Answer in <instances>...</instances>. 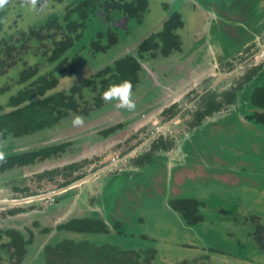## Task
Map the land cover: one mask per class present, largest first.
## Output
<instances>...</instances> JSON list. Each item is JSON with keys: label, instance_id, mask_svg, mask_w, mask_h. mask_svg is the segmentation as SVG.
Returning <instances> with one entry per match:
<instances>
[{"label": "rangeland", "instance_id": "rangeland-1", "mask_svg": "<svg viewBox=\"0 0 264 264\" xmlns=\"http://www.w3.org/2000/svg\"><path fill=\"white\" fill-rule=\"evenodd\" d=\"M72 1L46 0L38 3L36 10L22 2L12 3L7 10L9 21L28 28L51 14L63 13ZM218 1L220 4L234 3L230 0ZM218 1L148 0V9L141 21L129 20L126 28L119 27L117 43L95 55L89 53V56H84L82 65L73 76L59 79L60 86L69 87L87 81L98 68L129 52H137L138 44L158 31L172 14L177 13L184 24L177 29L182 40V52L167 59H162L159 54L153 60L148 57L143 71H139L140 81L132 90L136 104L134 111L117 108L116 102H104L101 108L90 110L83 116L85 123L82 127L72 126L71 121L76 114L71 113L55 128L5 142L3 151L28 150L61 142L72 145L64 155L55 159L0 173V196L23 197L19 189L25 188L37 193L55 190L61 187L66 177H82L123 157L168 119L164 109L173 105L180 109L202 92L208 81L214 78L204 75L213 73V68L209 67H214L212 62L224 51V41L220 37V41L210 39V22L214 19V26L221 25L219 29L226 31L232 39H237L241 32L236 28L235 21L243 14L237 11L228 13ZM211 4L214 7L209 10L202 8ZM262 6L263 3H260L257 9ZM215 10L228 20L226 24ZM257 36V43L264 42V29ZM223 38L227 39L225 35ZM237 42L231 43L228 39L225 45ZM241 51L245 53L243 49ZM244 53L234 56L232 64L244 59ZM197 58L200 59L198 63L195 62ZM187 60L193 65L190 69L185 67ZM263 61L264 53L249 59L247 65L251 67ZM244 67L240 72L245 70ZM187 71L190 73L187 74ZM7 101L8 96L0 95V104ZM85 107L89 105L82 101L81 110ZM194 107L192 103L160 134L169 144V149L158 150L150 159L144 158L142 168L130 170L135 168L133 161L136 155L148 152L151 142L81 187L17 207L0 206V230L16 228L25 238L30 236L29 230L33 232V241L21 264L42 263L41 250L48 241L69 238L102 243L108 240L99 234L56 229L58 224L69 219V214L79 206L78 203L83 206L90 203L87 193L94 187L96 193L91 197L95 199L97 210L103 215L111 214L109 220L120 219L125 227L138 232L133 239L124 241L127 246L136 248L142 244L154 247V264H175L182 260L191 264H264V249L253 235L258 228L254 219L259 217L264 224V140L255 132L253 125L219 120L222 115L211 116L199 126L188 128L190 117L187 111ZM107 129L115 131L103 135ZM194 139L197 141L194 142ZM158 155L162 157L160 162ZM70 164H77L78 167L70 172L65 169ZM51 170H58V173L49 178L45 172ZM41 174L43 178L38 177ZM168 190L170 195L165 196ZM171 197L195 198L203 202L199 207L203 219L191 226L186 225L180 213L168 203ZM51 202L54 204L48 212L45 208ZM13 208L18 209L17 215L8 214L7 211ZM73 215H79V212L75 210ZM44 228L48 231L42 232ZM139 234L148 236L150 240L141 242Z\"/></svg>", "mask_w": 264, "mask_h": 264}, {"label": "trees", "instance_id": "trees-1", "mask_svg": "<svg viewBox=\"0 0 264 264\" xmlns=\"http://www.w3.org/2000/svg\"><path fill=\"white\" fill-rule=\"evenodd\" d=\"M19 2L22 0H9L8 5L0 9V95L8 96L7 103L0 104V133H3L0 139L5 142L55 128L71 113L86 116L90 110L101 108L104 104L100 98L101 93L110 84L129 80L134 89L139 83V71L142 70L140 59L144 52H151L155 56L158 51L163 55L182 51V41L177 29L184 24L180 16L174 13L158 31L152 32L139 43L140 55H122L98 68L87 81L63 87L59 85V79L73 76L82 65L84 56L105 51L118 42L119 27L114 25L117 19L126 16L129 20L141 21L148 9V0H73L66 5L63 13L51 14L28 28L9 21L7 10L10 4ZM237 4H242V1L239 0ZM101 12L103 16L100 15ZM258 68L260 67L250 73H255ZM257 77L255 80L252 78L251 85L244 93V100L249 105L243 111L244 121L241 118L239 120L243 124L251 123L255 132L264 140V69ZM249 78L250 76H245L248 81ZM233 94L229 91H214L203 95L194 109L187 111L190 117L187 127L199 126L206 117L215 115L224 103L233 100ZM82 101L89 107L81 110ZM177 111V107L173 105L163 113L169 118ZM112 132L113 129H107L103 131V135ZM195 140L197 141H193L196 142ZM71 145L70 142H61L28 150L5 151L7 163L0 165V173L55 159L64 155ZM161 149H169V144L160 136L151 141L149 151L141 157L150 159L154 157L153 153ZM158 161H162L161 156H158ZM77 167V164H70L65 169L71 172ZM55 173L58 170L45 172L49 178ZM43 176L38 175L39 178ZM77 176L66 177L61 186L79 178ZM19 191L27 195L37 193L29 192L28 188ZM202 203L195 198L184 197H174L170 201L173 210L179 212L184 223L190 226L203 219V215L199 213ZM7 212L11 215L15 210ZM254 220L258 228L253 235L261 249H264V224L259 217ZM110 224L98 214L84 218L71 217L58 224L57 230L99 234L108 240L102 243L69 238L48 241L41 250L44 260L39 264H154V247L141 244L135 248L124 243L138 235L136 230L125 227L120 219L111 220ZM47 231L46 228L42 229V232ZM29 233L30 236L25 238L16 228L0 230V264H21L33 241V232L29 230ZM139 235L141 242L150 240L144 234ZM175 264L191 263L182 260Z\"/></svg>", "mask_w": 264, "mask_h": 264}, {"label": "flooded vegetation", "instance_id": "flooded-vegetation-1", "mask_svg": "<svg viewBox=\"0 0 264 264\" xmlns=\"http://www.w3.org/2000/svg\"><path fill=\"white\" fill-rule=\"evenodd\" d=\"M216 1H218V0H216ZM230 1L234 2V3L228 5V3L226 1H225L226 3H223V4H220V2L218 1V4L220 5V7H225V9H227L228 13L237 11V12L243 14V17H240V19H237V21H235L236 24L238 25V26H236V28H239L241 31L239 33V37L237 39L229 38L226 34V31H224L223 29L222 30L219 29L221 27V25L218 27L214 26L215 21H213L214 19H212V21H211L212 23L210 22V26H209V29L212 30V31L210 30V32H212L210 39L213 41H220V40L222 42L224 41L222 44L224 51H222V54L220 57L218 56V59H214V61L212 62V66H214V67H209L211 69L213 68V73H210L209 75L208 74L204 75L205 77H213L214 76V78L211 79L210 81H208V83L206 84V87L203 89L202 92L197 93L196 96H194L189 101L188 104H186L183 107H181L180 109H178V111L173 116H175L179 111H183L187 105L191 106L193 103L196 106L197 101L203 95H205L209 92H214V91L215 92H221V93L222 92L228 93V91H229L230 93H234L233 94V100L228 102L227 104L224 103L221 110L219 112H217V113H220L223 117V118H220L219 120L225 121L227 119L229 121L232 120L233 122L240 121L239 118H241V116H243V111H245V109H247V105H249V102L244 100V96H245L244 93L246 92L247 88L251 85V81L253 80L252 78H254V80H255L256 77L258 76V73H261V71L264 69V61L260 62L258 65H253L251 67H249L247 65L249 63L248 62L249 59H252L254 56H256V57L262 56V54L264 53V42L263 41L260 43L256 42V38H258L257 35L258 34L260 35L262 30L264 29V0H241L242 4H237L239 2V0H234V1L230 0ZM260 3H263V6L260 9H257V6ZM210 7L213 8L214 6L212 4L210 6L203 5L202 8L209 10ZM235 7H236V9H235ZM215 12H216V14H218V16H220L216 10H215ZM220 18L223 20V23H225V24L228 21L224 16H220ZM252 20H253V22H252ZM128 22H129V19L127 20V23ZM127 23L125 25L126 27H127ZM211 27H213V28H211ZM224 35L226 36L227 39L223 38ZM219 37H220V40H219ZM228 39L231 43L237 42V41L238 42L235 44H230L229 45L230 47H229V46L225 45V41L228 42ZM259 39H262V38L260 37ZM182 49H183V45H182ZM242 49L245 51V53L243 51H241ZM180 52H182V51H180ZM180 52L174 51V52L169 53L168 55H163L162 53H160L158 51V52H156L155 55L159 54V56L162 57V59H167L170 56H172L173 54H178ZM240 52L245 54L244 55L245 58L242 59L239 63L233 65L232 64L233 57L238 55V53H240ZM129 53L135 54L136 56L140 55L138 53V50H137V52L135 51V53H133V52H129ZM141 57H142V59H140V61H141V66H142V71H143V67L147 63L146 59H148V57H150L152 59H149V60H153V58H155L156 56H153L151 52H144L141 55ZM199 60L200 59L197 58V59H195V62L198 63ZM186 63H188V64L185 67H187L188 69H190L193 66L192 63H189V60H187ZM197 63H195V64H197ZM213 63L215 65H213ZM243 67L245 70L240 72V70ZM257 67H260V68H258V71H255V73H250L253 69H255ZM183 71H185V70L183 69ZM189 73H190V71H187V74H189ZM246 75L250 76L249 81L245 79ZM201 79H203V77H201ZM139 81H140V79H139ZM190 106L186 107V109L182 112V114L188 108H190ZM170 107L171 106H169L167 108H170ZM163 111H165V109ZM217 113H215V114H217ZM173 116H171V117H173ZM171 117H169L166 121H168ZM221 122H223V121H221ZM114 131H115V129H113V132ZM160 134H158L156 136V138L160 137L161 136ZM155 154H157V153L155 152ZM142 155H144V154L140 153V154L136 155V158L134 157L135 159L133 161V166H135V168H131L130 170H137L138 167L142 168V165H143L142 163L144 162V158L142 159V157H141ZM158 156H161V155H158ZM191 164H193V163H191ZM105 165H107V164H105ZM105 165H103L102 167H98L95 170H91V172H88V173H93V172L99 170L100 168H103ZM118 172H123V171H118ZM88 173H86V174H88ZM101 173H99V174L97 173L94 178H96ZM95 189L96 188L94 187L93 190H88L87 196L89 195L88 196L89 197L88 202L90 201V203H88L85 206H83L81 204V202L78 203L79 206L76 208H73L72 213L69 214L70 215L69 218H71V217L84 218V217H88V216L95 215V214H98L99 216L102 217L101 212L97 210L98 209L96 206L97 204L94 202L95 199L91 197V196L95 195V193H96ZM42 193H44V192H42ZM169 193L170 192L168 190V193L165 196L170 195ZM36 194H39V193H35V194H31V195H36ZM23 196H28V195L23 194ZM4 198L5 197L0 196V199H4ZM173 198L174 197L169 198V200H168L169 204H170L171 199H173ZM53 204H54V202H51L48 206H46L45 209H47L48 212H51ZM21 205H23V204H21ZM0 206H2V207L7 206V208L17 207V206H9V205L2 204V203H0ZM13 209L15 210V212H13L14 213L13 215H17L16 213L18 212V209H16V208H13ZM75 210H76V212L77 211L79 212V215H73ZM88 210H89V212H87ZM23 211L24 210L21 209V214H23ZM44 211H46V210H44ZM66 211L67 210H64L63 212H66ZM107 216H108V218L111 219V214H107Z\"/></svg>", "mask_w": 264, "mask_h": 264}, {"label": "water", "instance_id": "water-1", "mask_svg": "<svg viewBox=\"0 0 264 264\" xmlns=\"http://www.w3.org/2000/svg\"><path fill=\"white\" fill-rule=\"evenodd\" d=\"M44 1L46 0H41L42 4ZM100 15L102 16V12L100 13ZM128 18L126 16H123L119 19H117L114 23V25L121 27V28H126V23H127ZM190 105H187L186 107H189ZM186 107L184 108V110L186 109ZM183 110V111H184ZM183 111H179L175 116L171 117L168 121H166L165 123H163L162 125H160L148 138H146L144 141H142L139 145L135 146L133 149H131L128 153H126L123 157L121 158H117L115 160L110 161L107 165H105L103 168H100L99 170L93 172V173H88L78 179H75L73 181H71L70 183L63 185L55 190H51V191H47L44 193H39L36 195H28V196H23V197H18V198H4V199H0V203L2 204H6L9 206H19L21 204H29L32 202H37L39 200H43L49 197H54L56 195L62 194L66 191H69L70 189L74 188V187H81L83 184H86L89 180L94 179L95 175L98 173H101L113 166H115L117 163H119L121 160H124L126 158H128L129 156L136 154L137 152H139V150L141 148H143L147 143L153 141L156 136L160 133H163L166 129H168L172 123H174L182 114ZM216 115H221L220 113H217L215 115H213L212 117L216 116ZM208 118H211V116L206 117L203 122L205 120H207ZM241 120L244 121L243 116H241ZM169 169L171 168L170 166L168 167ZM103 219L105 220V222L109 225L110 224V220L107 216V213L105 215H103L101 213Z\"/></svg>", "mask_w": 264, "mask_h": 264}, {"label": "clouds", "instance_id": "clouds-1", "mask_svg": "<svg viewBox=\"0 0 264 264\" xmlns=\"http://www.w3.org/2000/svg\"><path fill=\"white\" fill-rule=\"evenodd\" d=\"M41 0H22L25 6H29L31 9L36 10L38 3ZM9 0H0V9L5 8L8 5ZM133 85L131 81L124 80L118 84H110L107 89L101 93V100L105 103L116 102L115 106L120 109H125L128 111H134L136 108L135 101L133 100ZM73 127H82L85 123V118L81 115H74L72 121ZM3 133H0V137ZM5 141L0 139V165L7 163V155L5 151L2 150Z\"/></svg>", "mask_w": 264, "mask_h": 264}]
</instances>
